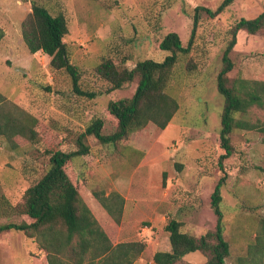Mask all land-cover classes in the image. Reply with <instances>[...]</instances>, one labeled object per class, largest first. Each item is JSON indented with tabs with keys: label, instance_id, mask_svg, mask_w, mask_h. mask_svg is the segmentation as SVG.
Segmentation results:
<instances>
[{
	"label": "rangeland",
	"instance_id": "1",
	"mask_svg": "<svg viewBox=\"0 0 264 264\" xmlns=\"http://www.w3.org/2000/svg\"><path fill=\"white\" fill-rule=\"evenodd\" d=\"M220 1L0 0V92L18 100L38 119L35 143L18 138L19 148L11 150L0 137V195L11 205L21 204L24 190L48 165L46 149L76 148L77 135L94 118L102 119L103 134L111 133L116 120L108 114L107 103L131 96L136 86L134 81L87 99L73 91L66 71L48 67L46 54L36 52L31 60L19 39L31 2L43 4L53 14H65L64 41L70 61L79 69L81 88L104 91L109 84L94 69L101 58H111L120 68H131L143 59L161 61L169 54L159 47L163 36L174 31L186 45L194 7L213 10ZM263 10L264 0H234L214 17L199 10L189 53L178 60L166 88L178 101L167 126L160 129L148 123L114 144H102L88 135L89 152L65 164L81 195L93 191L126 195L119 223L104 224L114 241L145 244L132 264H154V252L169 245L165 225L171 219L195 236L212 230L215 214L210 194L223 175L220 208L223 237L229 244L224 264H238L239 257L249 259V264H264V252L252 254L250 248L262 232L264 218V134L257 127L234 128L230 133L233 153L219 164L223 97L215 82L229 28L239 18H253ZM229 57L233 68L226 75L227 85L236 77L264 80V27L254 34L237 31ZM236 118L264 124V106L253 105ZM21 220L31 221L26 214L0 216L1 223ZM44 256L23 232H0V264H46ZM205 261L202 253L190 252L174 264Z\"/></svg>",
	"mask_w": 264,
	"mask_h": 264
},
{
	"label": "trees",
	"instance_id": "2",
	"mask_svg": "<svg viewBox=\"0 0 264 264\" xmlns=\"http://www.w3.org/2000/svg\"><path fill=\"white\" fill-rule=\"evenodd\" d=\"M233 1L221 0L213 10L195 6L188 43L183 45L176 32H167L159 42V47L168 50L169 54L161 61L143 59L136 61L131 68H120L111 58H101L94 69L109 84L104 91L81 88L79 69L70 61L69 50L64 41L68 32L65 14L62 11L53 14L43 4L31 2V10L21 23L22 40L30 53L39 50L48 56L50 69L66 71L75 93L91 99L104 92L122 88L127 83L135 81L136 86L131 96L107 103L108 114L116 120V127L111 133L103 134L102 119L94 118L77 135L76 148L46 149L48 165L44 173L24 190L21 204L11 205L4 195H0V216L26 214L31 219L29 222H0V232L16 230L32 238L38 248L44 251L46 264H132L144 250L145 244L139 240L114 241L110 237L112 233H109L104 224V221L110 225L119 223L124 197L116 191L107 194L93 191L81 195L64 166L74 157L89 152L86 142L88 135H93L102 144H114L126 139L130 133L144 128L148 123L164 129L178 109V101L166 88L178 60L189 53L197 12L202 9L209 17H214ZM263 27L264 10L253 18H239L229 28L230 39L223 49L221 66L215 76L216 89L223 97L218 131L222 150L218 157L219 164L233 153L230 133L234 128L257 127L260 134H264V124H253L236 118L237 113H245L253 105L264 106V80L236 77L231 85H227L226 76L233 68L229 52L236 43L237 31L245 30L254 34ZM2 33L0 30V37ZM45 88L49 89L46 86ZM37 122L36 116L9 101L0 92V137L6 141L8 148H19L16 141L18 138L35 143L38 139L35 128ZM224 181L223 175L210 194V207L215 214L213 229L195 236L183 231L181 222L177 219H171L165 225L170 249L154 252V264H174L190 252L202 253L206 257L204 264L225 263L229 244L223 237V213L220 208V190ZM261 223L262 232L256 243L250 247L254 251L252 254L264 252V218ZM238 264H249V259L239 257Z\"/></svg>",
	"mask_w": 264,
	"mask_h": 264
},
{
	"label": "crops",
	"instance_id": "3",
	"mask_svg": "<svg viewBox=\"0 0 264 264\" xmlns=\"http://www.w3.org/2000/svg\"><path fill=\"white\" fill-rule=\"evenodd\" d=\"M19 39H20V41H22V38H21V37H20ZM24 45H25V44H24ZM6 49H8V50L11 49V46H9V45L7 46V44H6ZM25 51H27V53L29 52L27 49H26ZM36 52H39V50L36 51ZM36 52H35V53H36ZM40 52H41V51H40ZM35 53H29V55H30V57H31V58H30L31 60H32V57L35 56ZM15 58H16V56H15ZM12 59H14V56H13V55H12ZM14 65H15V64H14ZM1 80H2V79H1ZM2 94H3V93H2ZM5 96H6V95H5ZM6 97H7L8 99H10L8 96H6ZM10 100H11L12 102L16 103V104L19 105V106L21 105V104L19 103V101L16 100V99H14V98H13V99H10ZM23 109H25V108H23ZM25 110L28 111L27 109H25ZM28 112H30V111H28ZM31 114H32V113H31ZM1 138H2V137H1ZM1 138H0V139H1ZM2 139H3V138H2ZM107 193H108V192H106V194H107ZM119 193L124 197V204H126V202H127V197H126V195H124V194H123L122 192H120V191H119ZM169 249H170V247H169V245H168V246L165 247L164 250H157V251H168ZM197 253H198V252H197ZM184 256H185V255H184ZM184 256H183V257H184Z\"/></svg>",
	"mask_w": 264,
	"mask_h": 264
}]
</instances>
